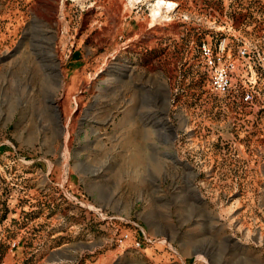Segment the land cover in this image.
I'll return each mask as SVG.
<instances>
[{"label": "rangeland", "instance_id": "374dc122", "mask_svg": "<svg viewBox=\"0 0 264 264\" xmlns=\"http://www.w3.org/2000/svg\"><path fill=\"white\" fill-rule=\"evenodd\" d=\"M157 1L0 0V264L86 245L64 229L76 173L159 176L155 197L178 191L216 223L213 263L222 237L264 249V69L243 66L220 96L197 61L220 35L264 56V0Z\"/></svg>", "mask_w": 264, "mask_h": 264}, {"label": "crops", "instance_id": "0c3cea01", "mask_svg": "<svg viewBox=\"0 0 264 264\" xmlns=\"http://www.w3.org/2000/svg\"><path fill=\"white\" fill-rule=\"evenodd\" d=\"M158 177L116 184L108 176L74 174L68 188L84 198L71 205L77 222L69 227L75 230L64 229L86 245L68 251L75 258L60 259L61 264H184L188 259L195 264H264V249L247 244L248 235L233 242L222 237V259L213 263L209 256L219 247L216 223L205 218L203 209L190 212L191 204L180 202L178 191L155 197L152 183ZM124 235L127 239L118 244Z\"/></svg>", "mask_w": 264, "mask_h": 264}, {"label": "built area", "instance_id": "2783aa9c", "mask_svg": "<svg viewBox=\"0 0 264 264\" xmlns=\"http://www.w3.org/2000/svg\"><path fill=\"white\" fill-rule=\"evenodd\" d=\"M197 56L198 64L207 76L210 91L220 96L229 93L234 74L243 66L253 69L251 63H257L259 68L264 69V56H261L258 51H253L246 45H240L234 56L231 54L226 38H222V35L213 41L212 39H201ZM253 101H255V96L252 90L241 93L242 103L248 105ZM125 239H127V235L119 238L118 244ZM147 242L150 241L147 240ZM135 246L139 247L140 243L136 242Z\"/></svg>", "mask_w": 264, "mask_h": 264}, {"label": "bare ground", "instance_id": "6f19581e", "mask_svg": "<svg viewBox=\"0 0 264 264\" xmlns=\"http://www.w3.org/2000/svg\"><path fill=\"white\" fill-rule=\"evenodd\" d=\"M175 7V4L172 2H165L163 0H158L155 4V8L157 10H172V8Z\"/></svg>", "mask_w": 264, "mask_h": 264}]
</instances>
